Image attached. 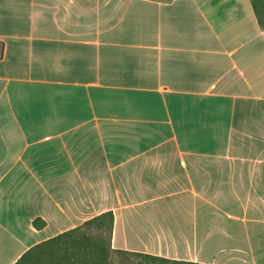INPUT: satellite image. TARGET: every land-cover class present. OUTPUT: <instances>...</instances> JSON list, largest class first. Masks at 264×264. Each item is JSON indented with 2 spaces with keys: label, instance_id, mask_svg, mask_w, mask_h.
I'll use <instances>...</instances> for the list:
<instances>
[{
  "label": "crops",
  "instance_id": "0c3cea01",
  "mask_svg": "<svg viewBox=\"0 0 264 264\" xmlns=\"http://www.w3.org/2000/svg\"><path fill=\"white\" fill-rule=\"evenodd\" d=\"M105 212L113 249L264 264V8L0 0V264Z\"/></svg>",
  "mask_w": 264,
  "mask_h": 264
},
{
  "label": "trees",
  "instance_id": "16d2710c",
  "mask_svg": "<svg viewBox=\"0 0 264 264\" xmlns=\"http://www.w3.org/2000/svg\"><path fill=\"white\" fill-rule=\"evenodd\" d=\"M250 1L253 8H264V0ZM112 228V212L102 213L81 227L37 244L15 264H114L116 256L133 257L136 264H204L113 249Z\"/></svg>",
  "mask_w": 264,
  "mask_h": 264
},
{
  "label": "rangeland",
  "instance_id": "374dc122",
  "mask_svg": "<svg viewBox=\"0 0 264 264\" xmlns=\"http://www.w3.org/2000/svg\"><path fill=\"white\" fill-rule=\"evenodd\" d=\"M228 213H224L223 212V216L227 215ZM226 217V216H225ZM155 248H158V250H162V252H167L171 249V246L165 245V244H161L160 246H155ZM114 264H136L135 263V259L133 257H129V256H116L114 258Z\"/></svg>",
  "mask_w": 264,
  "mask_h": 264
}]
</instances>
